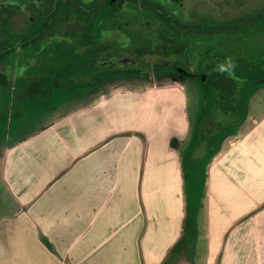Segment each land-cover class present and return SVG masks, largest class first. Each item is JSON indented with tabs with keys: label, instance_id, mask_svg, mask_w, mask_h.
<instances>
[{
	"label": "crops",
	"instance_id": "crops-1",
	"mask_svg": "<svg viewBox=\"0 0 264 264\" xmlns=\"http://www.w3.org/2000/svg\"><path fill=\"white\" fill-rule=\"evenodd\" d=\"M110 83L65 96L79 104L2 153L11 202L0 264H264V116L251 121L254 98L234 137L200 160L192 208L187 84Z\"/></svg>",
	"mask_w": 264,
	"mask_h": 264
},
{
	"label": "flooded vegetation",
	"instance_id": "flooded-vegetation-1",
	"mask_svg": "<svg viewBox=\"0 0 264 264\" xmlns=\"http://www.w3.org/2000/svg\"><path fill=\"white\" fill-rule=\"evenodd\" d=\"M186 1L73 0L72 14L66 16H71L74 23L75 31L72 34L64 32L61 12L53 19L54 0L0 1V8L9 6L8 10H2L1 13L16 12L22 14L28 23L35 24L32 26L29 23L27 27L14 32L20 40L12 44H0V52L14 50L10 57L0 62V71L9 73L8 78L11 79L17 73V68L7 60L22 53L23 56L18 59L20 65L24 66L20 77L28 81L24 89V94L28 96L41 91L46 93L63 89L61 64L66 55L67 59L71 55L76 72L79 71L80 59H85L90 67V76L87 78L104 80L99 86L111 80L144 79L148 74L142 65L147 63L152 69L154 64L161 61L172 64L179 73L202 82L203 73L184 71L177 56L199 51L201 56L198 63L205 64L207 49L201 38L206 34H198L197 31L192 34L190 28L184 31L183 27L167 22V19L174 17L193 21L182 15ZM51 20H54V24H50ZM70 42L72 46L67 48ZM51 48L55 50L53 55L49 54ZM64 48H67L66 52ZM85 54L88 56L85 57ZM49 56L51 61L45 60ZM48 64H54L56 69H50ZM33 70H40V73H34L33 77L29 74Z\"/></svg>",
	"mask_w": 264,
	"mask_h": 264
},
{
	"label": "rangeland",
	"instance_id": "rangeland-1",
	"mask_svg": "<svg viewBox=\"0 0 264 264\" xmlns=\"http://www.w3.org/2000/svg\"><path fill=\"white\" fill-rule=\"evenodd\" d=\"M263 7L264 0H187L183 5L182 15L184 18H191L193 21L207 18L213 22H223L253 14ZM8 9L9 6H4L0 8V11H6ZM10 9L12 10L13 8ZM29 23L32 26L35 25L33 22ZM29 23L22 14L16 12L14 14L0 12V44L2 43V45H5L6 42L12 44L20 40L18 34L14 32L22 30L27 27ZM62 23L65 33L72 34L75 31L71 16L67 18L63 17ZM56 25H58V23L55 24V26ZM55 26L54 29L56 28ZM246 29L247 31L245 32L241 30L234 34H221L212 38L206 35L201 38L207 49L206 64H208V60L211 59L213 52H221L220 54H224L227 57L242 58L247 63H252V72L264 79V20L260 25L259 23L257 25H248ZM71 46L72 43L70 42L67 48H71ZM67 48H64L65 52ZM49 54H55V50L51 48ZM22 56L23 54L20 53L13 57V59L7 60L17 68V73L12 75L11 79L8 78L9 73L0 71V217L4 215L11 202L2 182V153L17 139L36 131L54 116L62 111H67L77 106V103L79 104L78 100H73L74 97L68 98V95L73 91L66 92L69 91V89L49 91L46 93L41 91L42 93L37 92L32 96L24 94V89L28 81L23 76L20 77V74L24 71V66L20 65L21 62L18 59ZM200 56L199 51H193L187 55L177 56V60L181 65V69L188 73H204L206 71V64L199 65ZM69 57L70 58L67 59V55L64 56L63 63L61 64L63 70L67 61L72 59L71 55ZM41 59L43 58L41 57ZM50 59L51 57L49 56L45 60L51 61ZM254 64H257V66L255 67ZM48 65L52 70L55 68V66H53L54 64ZM142 66L148 74V76H145L146 78L121 79L118 81L111 80V85L108 88H135L141 87L140 85L144 88L150 84L168 83L176 79L184 82L188 86L190 113L193 123L192 130H194V126L198 123L197 120L200 117L201 109L204 111V115L199 121L200 134L198 137L195 136L196 150L192 152V155H187L184 158L185 174L189 183L187 188L188 192L190 191V203L193 208L197 201L198 193L196 192H199L202 186L204 164L201 163L200 160L210 158L212 151L216 149L219 142L220 130L235 125L232 122L236 120L237 115H235L236 113L232 112L231 109H228L226 112L222 111L221 108L216 106L218 104L215 101L216 97L213 95L212 89L204 86V90H201L198 84L199 82L192 79L187 74L179 73L172 64L161 61L154 64V66L152 65V69L147 63ZM34 73L38 75L40 70L29 72V74L35 77ZM64 73H66V71H64ZM65 76L70 83L69 85L72 86L71 82L75 77L72 76L71 73ZM99 87L95 89L99 90ZM106 90L107 89L104 91ZM78 92H80L79 88L76 87L73 93L77 95ZM255 97H252L254 99L251 103V121L259 120L264 116V87L259 91L257 97ZM236 126L237 125L230 128V133L226 134L223 137L224 139H220V141L224 140L223 145H226L228 141L234 137ZM193 136V133H191V138H193ZM196 161L197 163H195Z\"/></svg>",
	"mask_w": 264,
	"mask_h": 264
},
{
	"label": "trees",
	"instance_id": "trees-1",
	"mask_svg": "<svg viewBox=\"0 0 264 264\" xmlns=\"http://www.w3.org/2000/svg\"><path fill=\"white\" fill-rule=\"evenodd\" d=\"M148 2V1H146ZM150 3V2H149ZM54 7L52 12V17L55 18L61 12L63 17L72 14L73 0H54ZM54 20L50 24H54ZM264 20V7L253 14L242 16L237 19L223 21V22H213L210 19L204 18L196 21L187 22L184 19L173 18L167 19V22L170 24L178 25L183 27V30L191 29V33L195 34L196 31L198 34H206L208 37H216L217 35H229L238 33L239 31H247L248 25H257ZM12 51L8 50L0 52V62L5 58H8L12 55ZM221 52H213L211 59L208 60L206 64V71L203 73L204 82H199V87L201 90H204V86L212 89L213 95L216 97L215 101L219 108L222 111L226 112L228 109H231L232 112H235L237 115L236 120H233L232 123L237 125L247 114V107L249 101L252 98V95L257 94L264 87V79H262L258 74H254L251 70L252 63H247L242 58H230ZM88 55L85 54V57ZM255 67L257 64H254ZM75 65L73 61L66 63L63 70V89L68 90L66 92L74 91V89L79 88L80 92L93 91L92 89L98 87L104 80H89L87 77L90 76L89 64L85 59H80L79 71L74 70ZM99 69V67H97ZM66 71V73H64ZM71 71V72H70ZM71 73L75 78L73 79L72 86L66 79V74ZM200 76V75H199ZM202 76V75H201ZM74 88V89H72ZM206 90V89H205ZM72 91V93H73ZM65 92V93H66ZM71 94V93H70ZM217 109V108H215ZM204 111L201 109L200 117L198 122L202 119ZM200 124V123H199ZM199 124L196 123L194 128V135H198L200 132ZM235 125L229 128H222L219 133V144L220 139L230 133V128H233ZM176 140L172 141V145L175 146ZM218 145V144H217ZM217 149V147H216ZM216 149L212 151L210 160L215 154ZM48 246H50L48 244Z\"/></svg>",
	"mask_w": 264,
	"mask_h": 264
}]
</instances>
